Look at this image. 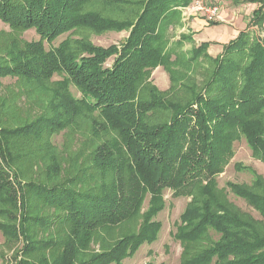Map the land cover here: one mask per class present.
Instances as JSON below:
<instances>
[{
	"label": "trees",
	"instance_id": "16d2710c",
	"mask_svg": "<svg viewBox=\"0 0 264 264\" xmlns=\"http://www.w3.org/2000/svg\"><path fill=\"white\" fill-rule=\"evenodd\" d=\"M97 1L120 17L88 11ZM194 1L0 0L3 23L18 32L35 30L40 37L14 45L12 58L0 63V79L18 78L52 94L42 115L26 125L6 128L0 118V204L19 213L17 225L0 226L24 242L22 254L29 257L39 248L30 238L32 223L69 227L60 258H25L17 264H75L78 251L96 233L120 230L140 218L138 230L77 263L121 264L142 244L157 239L162 225L155 218L165 209L166 190L175 199L191 198L176 233L185 249L183 264H264L261 223L221 200L217 189L239 136L264 162V39L251 31H262L264 2L247 30L229 41L220 56L205 53L208 45L194 51L192 60L203 54L213 63L211 75L201 88L187 87L188 100H171L151 76L169 63L159 28ZM70 32L77 37L46 49L45 43ZM113 32H127L128 38L102 47L87 35ZM109 60L113 64L106 67ZM56 75L62 80L52 84ZM82 117L90 119L91 137L106 139L88 140L89 153L83 148L63 162L51 140ZM245 171L253 176L250 185L228 187L264 219V177L251 168ZM37 203L56 215H31Z\"/></svg>",
	"mask_w": 264,
	"mask_h": 264
},
{
	"label": "rangeland",
	"instance_id": "374dc122",
	"mask_svg": "<svg viewBox=\"0 0 264 264\" xmlns=\"http://www.w3.org/2000/svg\"><path fill=\"white\" fill-rule=\"evenodd\" d=\"M255 1V2H253ZM195 0L194 3L185 9L177 11V14L172 15V19L165 25L159 28L163 36V42L166 54L169 57V63L165 66H160L152 73V81L154 85L163 93L169 95L171 100L185 101L188 100V86L201 88L203 83L211 75L213 63L208 61L203 54L192 60L194 51L202 45H208L206 52L209 55L211 46L215 45L212 42H202L198 40L197 33L193 31L189 24L193 19L201 18L208 24L213 26H229L234 22L231 17H239L241 26L247 24L244 28H248L253 19V13L259 7V3L263 4L264 0ZM198 3V4H197ZM199 6V8H197ZM88 11L100 13L105 17H120L118 11L113 7H109L102 1H97L88 5ZM129 10V8H127ZM214 10L216 12L213 14ZM235 21V20H234ZM237 24V23H236ZM243 28V29H244ZM262 31L251 30L261 35L264 39V25ZM77 33H66L61 35L54 43H45L46 49L56 47L64 40L70 37H77ZM90 39L96 46L109 47L113 44L119 45L127 38V32H113L104 34L87 33ZM38 37L35 30H27L26 32H18L12 30L9 26L0 20V63L9 61L12 57L10 51L16 52V44H25L26 42H38ZM224 48V47H223ZM113 60H109L106 67H111ZM62 80L61 75H56L52 79V84ZM174 91V92H173ZM72 93L76 97H80L76 89L72 87ZM51 91L40 88L39 85L18 80V78H1L0 79V118L3 121V127L15 128L17 126L26 125L36 117L42 115L43 111L48 107L51 99ZM78 124L70 130L62 132L51 140L54 146V151L60 152V156L64 158L63 162L70 160L78 150L85 148L88 140L93 143H102L106 136L99 138L91 137V122L89 117H82ZM19 142H16L18 147ZM95 143V144H96ZM89 144V143H88ZM234 151L233 158L225 170L219 174L217 180V189L223 194L221 200H227L228 203L236 207L241 214L247 218H254L261 224L260 232L264 235V219L258 211L243 199L238 198L229 189V184L250 185L253 181V176L245 169L251 168L259 175L264 177V162L256 159L249 145L243 136H239L233 143ZM56 148V149H55ZM89 148V147H88ZM64 151V153H62ZM59 154V153H56ZM30 165V164H28ZM242 167V169H240ZM38 168L33 166V171ZM244 169V170H243ZM29 171V169H27ZM30 172V171H29ZM36 175V174H35ZM44 183L46 177H41ZM165 192V209L155 218V221L161 223V228L158 232V237L154 242L144 243L135 252L125 258L121 264H183V255L185 252L184 245L176 239L178 227L181 224L180 216L185 212L191 198H174L171 191ZM35 199V198H34ZM148 200L144 204V211L147 210ZM6 213V208L9 209ZM33 216H41L44 218H52L56 212L45 208L37 203L32 207ZM17 213L12 207L0 204V225H17L19 219ZM143 221L140 218L134 220V223L126 225L120 230L99 231L93 237L91 243L84 250H79L75 264L87 261L94 253H100L108 250L114 243L120 239V236L126 235L138 230ZM69 227L67 225L51 224L49 226L35 225L32 223L30 238L38 242V249L34 257H29L25 253L24 242L22 240L13 239L9 234L3 232L0 226V264H17L20 259L27 258L28 260L37 261L41 257L46 256L50 261L60 258L68 241ZM49 243L47 247H42L43 243ZM41 244V245H40Z\"/></svg>",
	"mask_w": 264,
	"mask_h": 264
},
{
	"label": "crops",
	"instance_id": "0c3cea01",
	"mask_svg": "<svg viewBox=\"0 0 264 264\" xmlns=\"http://www.w3.org/2000/svg\"><path fill=\"white\" fill-rule=\"evenodd\" d=\"M233 24L226 26H213L208 24L205 20L201 18L193 19L189 24L193 31L196 32L198 40L202 39V42H212L215 45L211 46L209 55L215 59L223 52V47L229 43V41L235 39L244 30L247 24L243 23V27L240 23L239 17H231ZM235 20V21H234ZM237 23V24H236ZM244 28V29H243Z\"/></svg>",
	"mask_w": 264,
	"mask_h": 264
},
{
	"label": "built area",
	"instance_id": "2783aa9c",
	"mask_svg": "<svg viewBox=\"0 0 264 264\" xmlns=\"http://www.w3.org/2000/svg\"><path fill=\"white\" fill-rule=\"evenodd\" d=\"M198 4V3H197ZM197 8H199V6H197ZM216 12V10H214L213 14Z\"/></svg>",
	"mask_w": 264,
	"mask_h": 264
}]
</instances>
